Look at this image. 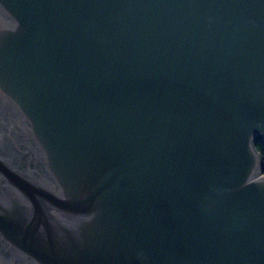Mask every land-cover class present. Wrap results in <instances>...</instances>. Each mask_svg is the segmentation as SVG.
Returning <instances> with one entry per match:
<instances>
[{"label":"water","instance_id":"1","mask_svg":"<svg viewBox=\"0 0 264 264\" xmlns=\"http://www.w3.org/2000/svg\"><path fill=\"white\" fill-rule=\"evenodd\" d=\"M264 0H0V264H264Z\"/></svg>","mask_w":264,"mask_h":264},{"label":"trees","instance_id":"2","mask_svg":"<svg viewBox=\"0 0 264 264\" xmlns=\"http://www.w3.org/2000/svg\"><path fill=\"white\" fill-rule=\"evenodd\" d=\"M255 148L258 150L262 164H263V170H264V142L256 139L254 142Z\"/></svg>","mask_w":264,"mask_h":264}]
</instances>
